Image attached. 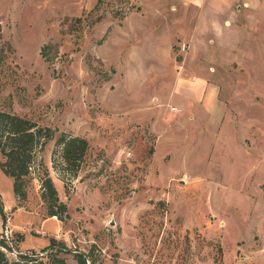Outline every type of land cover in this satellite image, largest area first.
Listing matches in <instances>:
<instances>
[{
	"label": "rangeland",
	"instance_id": "374dc122",
	"mask_svg": "<svg viewBox=\"0 0 264 264\" xmlns=\"http://www.w3.org/2000/svg\"><path fill=\"white\" fill-rule=\"evenodd\" d=\"M178 75L217 108L171 111ZM0 109L55 129L17 199L46 214L44 164L69 217L28 264H264V0H0ZM61 131L90 146L66 184Z\"/></svg>",
	"mask_w": 264,
	"mask_h": 264
},
{
	"label": "trees",
	"instance_id": "16d2710c",
	"mask_svg": "<svg viewBox=\"0 0 264 264\" xmlns=\"http://www.w3.org/2000/svg\"><path fill=\"white\" fill-rule=\"evenodd\" d=\"M99 1L101 0H97V2ZM54 132L55 129L50 126L39 125L36 121L14 111L0 109V153L3 157V159H0V168L12 178V187L16 199L24 197L26 194L24 188L25 176L31 171L36 150L42 149L47 141L53 138ZM55 144L56 147L51 155L52 166L57 170L58 177L66 184L67 181L77 175L84 156L90 147L89 142L83 136L61 131ZM57 156H59V159ZM42 166L40 197L46 207V214L55 215L60 220L66 219L69 217L67 203L60 199L48 167L44 164ZM18 204L20 203L18 202ZM2 206L0 196L1 214H3ZM18 237H20L19 234ZM10 242L11 240L9 241L3 233H0V264H28L29 260L36 258L35 251H21L13 247ZM58 243L57 250L50 253L51 264H67L65 258L58 254L62 251H68L66 243L63 240L58 241ZM55 246V239L52 237L50 242L42 247V250L52 252V247ZM7 251H10L16 257L11 259ZM88 254L83 251L73 252L78 264H89Z\"/></svg>",
	"mask_w": 264,
	"mask_h": 264
},
{
	"label": "crops",
	"instance_id": "0c3cea01",
	"mask_svg": "<svg viewBox=\"0 0 264 264\" xmlns=\"http://www.w3.org/2000/svg\"><path fill=\"white\" fill-rule=\"evenodd\" d=\"M176 78V90L182 91L184 94L181 96L177 93H172L173 100H175L176 96L178 97V99L176 98L177 103L183 105L181 107L180 105L170 106L171 108L169 109L171 111H180L183 108L186 112L194 111L198 115L199 106H202L204 110H210L211 113L217 108L215 94L211 87L203 82L200 85H195V83H190L192 81H184L179 75ZM187 99H192L194 104L184 102ZM0 196L3 205V214L0 212V233L8 230L11 233L10 238L14 237L16 239L17 249L21 251L38 249L46 246L50 242L51 237L64 235L63 230L65 228L62 220L55 215H41L37 211L18 204L13 187L11 191L8 190L6 193L0 188ZM18 234L20 237H18Z\"/></svg>",
	"mask_w": 264,
	"mask_h": 264
},
{
	"label": "built area",
	"instance_id": "2783aa9c",
	"mask_svg": "<svg viewBox=\"0 0 264 264\" xmlns=\"http://www.w3.org/2000/svg\"><path fill=\"white\" fill-rule=\"evenodd\" d=\"M172 108H175V107H172ZM3 234L6 237V239H8L9 241L11 240V238H10L11 233L8 230L4 231Z\"/></svg>",
	"mask_w": 264,
	"mask_h": 264
}]
</instances>
